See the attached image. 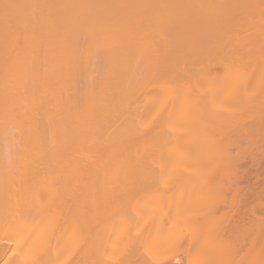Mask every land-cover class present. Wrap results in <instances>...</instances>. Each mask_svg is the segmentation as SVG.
Segmentation results:
<instances>
[{
	"label": "bare ground",
	"instance_id": "1",
	"mask_svg": "<svg viewBox=\"0 0 264 264\" xmlns=\"http://www.w3.org/2000/svg\"><path fill=\"white\" fill-rule=\"evenodd\" d=\"M211 66L212 74L217 66L234 67L235 74L229 72L223 77L225 75L220 76L223 72L218 76L215 73L216 78H210L211 75L208 81L214 84L217 93L230 83L236 95L230 97L233 107L232 102L231 107H221L224 112L218 111L216 119L214 115L208 117L205 124L203 119L197 118L195 108L186 102L194 95H190V91L198 89L202 82L198 81V76L203 80L201 75H208ZM92 72H96L97 78ZM174 76L177 79L173 81ZM152 82L160 83L155 85V92L162 90V96L157 102L153 101V97L159 95L157 91L145 104L142 97L147 101L145 91L151 88L148 86ZM163 92L166 97L158 103ZM184 94L189 95L187 100ZM214 94H207L206 99L212 101ZM138 95L144 107L136 104L142 103L136 101ZM196 101L197 98L192 103ZM207 103L210 109L211 102L206 100ZM185 104L193 111L190 110L191 115L188 113L187 119L183 117L182 121L193 123L191 128L197 123V130L192 131L187 125L177 134L169 136L168 131L169 138L163 140L166 134L162 135L164 128H159L162 133L156 131L160 124L156 117L162 114L164 122L167 118L163 111H166L169 119L174 120ZM119 115H127L122 117L126 121L123 122ZM149 119L153 120L154 129L150 128V122L142 126ZM179 120L181 118L176 119L175 124ZM163 122L162 126L166 124ZM181 123L183 126L184 122ZM199 123L203 124V129L199 128ZM214 123L216 127L228 124V130L223 127L225 132H219L220 128L216 132L219 126L215 129ZM211 125L214 129L210 131ZM167 126L170 129L171 124ZM195 132L204 143L201 150L196 151V147L192 151L189 147L181 154L179 148L180 155L172 156L179 167L176 158L183 156L186 160L195 154L194 166L181 173L168 172L174 161L169 160V168L167 160L171 156H167L165 163L159 162L160 140L163 145L168 140L189 145L192 143L187 142L196 136ZM0 141V169L2 163L8 168L7 173L0 172V264H91L96 254L93 241L102 227L107 228L102 226L105 222L101 221V228L98 222L99 229L97 231L96 227L93 235L96 219L94 215L93 220V213L103 206L99 212L109 218L106 222L109 231L113 227L111 217H115L116 223L118 218V224L126 231L130 226L123 224L128 217H133V222L141 219L142 223L138 224L139 230L137 221H131L135 227L130 228L132 236L122 233L127 238L121 232L122 237L118 233V236L105 234V244L109 241L113 250L116 247V253L110 250L112 260H105L108 254L100 252L108 264L178 261L182 264L179 255L193 264H264V208L261 206H264V0H0ZM167 143L166 146H170ZM2 149L3 155L6 150L9 153L6 152L5 158ZM14 151L19 158L14 157ZM91 151H98L99 156L95 153L92 156ZM206 155L215 156V159H208ZM39 168L51 169V173L44 175L41 169L43 173L39 174ZM97 170L103 175L98 174L99 183L93 181L97 179L94 173ZM105 173L107 180L110 179L108 183ZM163 174L167 179L162 178ZM147 177L152 182L158 179L159 191L154 185L157 197L160 193L161 198L168 197L169 202H164L163 207L167 202L177 207H173L175 211L169 213L171 216L167 214L168 204V211L166 205L164 210L154 190L153 199L159 202V210L154 209L156 204L152 207L155 200L150 208H143L150 193L144 192V199L143 191L139 195L138 187L132 185H141L146 179L144 184L150 187ZM100 184L102 191L98 187ZM106 184H111L109 190L113 191L106 189ZM130 187L137 190H134L138 195L134 197V204ZM144 188L145 185L142 190ZM98 192L104 195H97ZM98 196L103 198L100 200ZM172 197L176 198L175 202ZM105 198L117 202L100 205ZM178 198L179 203L186 199L182 204L185 211L178 208L181 206ZM95 199L100 202L99 207L94 205ZM153 199L147 200L148 204ZM140 201H143L140 208L144 210L138 208ZM188 205L190 211L186 210ZM118 213L119 217L123 214L122 220ZM98 216L101 219L102 216ZM154 223L157 224L156 233L159 232L154 239L157 246L152 244V247L155 250L158 247V254L147 243L146 235L141 243L142 230L146 234L148 231V237ZM200 232L203 235H199ZM101 233L104 235L103 231ZM176 236L184 240L177 241ZM170 241L175 244L171 245ZM116 243L120 244L119 248ZM161 244L165 245V251ZM151 248L157 257L151 255ZM158 255L161 258L157 259ZM119 256L121 260H117Z\"/></svg>",
	"mask_w": 264,
	"mask_h": 264
},
{
	"label": "rangeland",
	"instance_id": "2",
	"mask_svg": "<svg viewBox=\"0 0 264 264\" xmlns=\"http://www.w3.org/2000/svg\"><path fill=\"white\" fill-rule=\"evenodd\" d=\"M217 41H218V40H217ZM217 41H216V42H217ZM218 60H219V59L217 58V61H218ZM215 61H216V59H215ZM213 62H214V61H213ZM218 64H219V63H218ZM219 66H220V65H219ZM219 66H217V70H215V72H214L213 74H212V69H213V68H212V66H211V72L207 71V73H209L208 75L206 74L207 77H206V76L204 77L203 75H201V76H202L201 78H203V80H202V79L200 80V78H199V76H198V73H197L198 81H199V82L202 81V82H201V84L199 83L200 85L198 84V89H196V88H195V90L192 89V91H194L195 93L192 92V91H190V95H191V93H193V94L195 95V97H194V95H193L191 98H189V95H188V94H184V95H185V98H184V96H182V98H184L185 100H187V96H188V98H189V102L187 101L186 104L188 105V103H189L188 106H190V104H191V107H192V108H195V109H193V110L196 111V115H198L197 118H198V119L200 118L199 120H202V119H203L204 122H205V120H208V119H209L208 117L213 116V115H214V119H216L217 116H215V115H217L216 113H217L218 111H220V113H221V112L223 111V109H224L226 106H227V107H228V106L231 107V102H232V107H233V104H234L233 100H231V98H230V97H234L233 94L236 95V94L233 92V90H234V89H233L234 87H232L233 85L231 86V84L229 83V85L227 84V85L225 86L226 89L221 88L222 90H221L220 92H219V90H218V93H217V92H216L217 88L214 86V84H210V83H209L210 80H209L208 77L212 75L210 78H216V76L219 75V72H223V73L220 74V76H221V75H222V76L225 75V76H223V77H227L226 74H229V72H231L230 74H232V75L235 74V69H234V67H233V68H230V69H229V68H228V69H224V68L219 67ZM218 68H219V69H218ZM220 68H221V69H220ZM206 69H207V68H206ZM206 69H205V70H206ZM231 69H232V70H231ZM93 71H96V70L93 69ZM201 71H202V70H201ZM215 73H216V76H215ZM93 74H94L95 78H97V77H96V72H95V73L92 72V75H93ZM201 74H202V73H201ZM195 75H196V73H195ZM199 75H200V74H199ZM229 76H230V75H229ZM229 76H228V77H229ZM174 77H176V76H174ZM179 77H180V76H179ZM175 79H177V77H176V78H173V81H174ZM195 79H196V77H195ZM204 79H205V81H204ZM208 80H209V81H208ZM173 81H172V82H173ZM206 81H207V82H206ZM211 81H212V80H211ZM214 81H215V80L213 79V83H214ZM157 82H158V81H157ZM204 82H205V84H204ZM152 84H153L154 86H155V85H156V86H159V85H160V83H158V84H159V85H158V84L153 83V82H152ZM152 84H150V85L148 86V89H149V87H151V88L154 87V86H151ZM215 84H216V83H215ZM161 85H162V84H161ZM204 85H205V86H204ZM156 86L154 87V90H153V91H152L151 88H150L148 91H145L146 94L148 93L147 101H145L144 96L142 97V95H141L142 100L144 99V103H145V104L148 103V101H149L148 98L150 97V95H155V93L158 91V89H157L156 92H155V88H156ZM216 86H217V85H216ZM210 87H211V88H210ZM225 87H224V88H225ZM227 87H228V88H227ZM231 87H232V88H231ZM232 89H233V90H232ZM159 90H160V89H159ZM196 90H197V91H196ZM161 91H162V90H161ZM161 91H160V92H159V91L157 92L159 95H157V96L155 95V96L153 97L154 100H153L152 97H151V99H152L153 101L156 100L155 102H157L158 97H159V96H162ZM199 91H200V93H199ZM202 91H203V94L201 93ZM207 91H208L209 93H208ZM224 91H225V92H224ZM145 92H144V95H145ZM152 92H153V94H152ZM160 93H161V94H160ZM206 93H207L209 96H210V95L212 96V94L215 93L214 96H213L214 98L212 97V98L214 99V101H213V99H212V101H211L209 97H208L209 100L206 99V96H207ZM139 94H140V93H139ZM163 94H164V92H163ZM219 94H220L221 99H220V97H219ZM221 94H222V95H221ZM228 94H229V96H228ZM196 95H197V96L199 95V96L196 97ZM200 95H201L202 97L205 95L203 98L201 97L202 100H200ZM215 95H216V97H218V98H216ZM225 95H226V96H225ZM138 96H139V98H138ZM138 96H137V98H136V101L140 100V102H142V100L140 99V95H138ZM176 96H177V95H176ZM145 97H146V95H145ZM164 97H166L165 94L163 95V97L161 98V100L158 101V103H160V102L162 103V101L164 100ZM193 97H194V98H193ZM155 98H156V99H155ZM159 98H160V97H159ZM169 98H171V97H169ZM196 98H197L198 102L200 101V103H198L197 101H196L195 103H192V102H194V100H195ZM223 98H224V99H223ZM134 99H135V98H134ZM134 99L132 100V102L135 101ZM151 99H150V100H151ZM190 99H192V100H190ZM205 99H206L209 103L211 102V103H210V109H209V107L207 106L208 103L206 104V100H205ZM232 99H233V98H232ZM152 100H151V101H152ZM158 100H159V99H158ZM216 100H217V101H216ZM221 100H222L223 102H222ZM228 100H231V101H228ZM171 101H172V98H171ZM226 101H227V102H226ZM165 102H166V101H165ZM169 102H170V101H169ZM204 102H205V103H204ZM212 102H213V104H212ZM219 102H220V103H219ZM129 103H130V102H129ZM138 103H139V101H138ZM138 103H136L138 106H141V105H142V107L145 106L143 102H142L141 104H140V103L138 104ZM158 103H157V104H158ZM167 103H168V100H167ZM201 103H202V105H201ZM218 103H219V104H218ZM227 103H229V105H227ZM168 104L170 105L171 103H168ZM186 104H185L184 107H182V109H180V112H181V110H182L181 113L178 114V112H177V114H178L179 116H178V117L175 116L176 119L181 118V120H179V123H178V121H177V123L175 124L176 119H174V120L172 119L173 121L170 120L171 118L169 119V117L167 116V112H166V111H163L164 113H166V114L164 115V117L167 118V120L164 118V119H165L164 122H163V120H162V118H161L162 114L159 115L160 118H159V117H156V118H157L156 120H158V122L161 124V125L158 124L159 127H158V125H157V128H156L157 130H156V131H158V132L160 131V132H161L162 128H164V130L166 129V131L162 130L163 133L161 132L162 135L166 134V136H165V135L163 136V138H162L163 140L165 139V137H166L165 140H167V137H168V134H169L168 131L170 132L169 136L172 135V134H175V132H176V134H177V132L182 131V130H180V128H181V129H182V128H185V126H187V125H188L187 128L189 129V126H190V130L192 129V131L197 130V129H196V128H197V123L195 124V126H193V127L191 128V126L193 125V123H190L191 125H189L188 123H185V121H182L185 117H186V119H187V114L190 113L191 111H193V110H191L190 107L186 106ZM193 104H194V106H195V104H198V105H197L196 107H193ZM204 104H205V105H204ZM130 105H131V104H130ZM134 105H135V103H134ZM137 105H136V106H137ZM143 105H144V106H143ZM164 105H165L166 107L168 106L166 103H165ZM200 105H201L202 107H201ZM215 105H216V107H217V110H216V107H215V111H213V108H214ZM206 106H207V107H206ZM132 107H134V106H133V103H132ZM186 107H187L188 109H187ZM197 107H198V108H197ZM211 107H212V109H211ZM219 107H220V108H219ZM221 107H222L223 109H222ZM185 108H186L187 110H186V111H185V110L183 111V109H185ZM199 108H200V110H199ZM196 109H197V110H196ZM204 109H205V111H204ZM190 110H191V111H190ZM208 110H209L210 113H208ZM211 110H212V111H211ZM178 111H179V110H178ZM189 111H190V112H189ZM195 111H194V112H195ZM200 111H201V112H200ZM185 112H186V114H185ZM194 112H192V115H193ZM199 112H200V113H199ZM204 112H205V115H204ZM212 112H213V113H212ZM223 112H224V111H223ZM232 113H233V112H232ZM125 114H126V113H125ZM177 114H176V115H177ZM206 114H207V116H206ZM229 114H230V113H229ZM229 114H228V115H229ZM235 114H236V113H235ZM189 115H191V113H190ZM189 115H188V116H189ZM199 115H200V117H199ZM203 115H204V117H203ZM119 116L121 117V115H119ZM119 116H118V117H119ZM125 116H127V115H124V116L122 115L123 118H124ZM122 117H121V118H122ZM172 117H173V116H172ZM183 117H184V118H183ZM115 118H117V117H115ZM123 118H122V119H123ZM126 118H127V117H126ZM133 118H135V117L133 116ZM133 118H132V120H133ZM146 118H147V116H146ZM146 118H145V119H146ZM153 118H154V117H153ZM189 118H191V116H190ZM189 118H188V119H189ZM204 118H205V119H204ZM207 118H208V119H207ZM233 118H234V116H232V119H233ZM118 119H119V122H120L121 119H120V118H118ZM118 119H117V121H118ZM127 119H128V118H127ZM137 119H138V118H135V120H137ZM147 119H148V118H147ZM160 119H161V121H159ZM198 119H196V121H198ZM39 120H41V118H39ZM151 120H152V119H151ZM151 120H150V119H149V121L147 120L148 122L145 121L144 125H142V126H145V124H150V123H151V124H152V127H150V128H151V129H154V126H155V125H153V120H152V121H151ZM154 120H155V119H154ZM210 120H211V119H210ZM113 121L115 122V120H113ZM113 121H112V122H113ZM125 121H126V120L123 119V122H125ZM143 121H144V120H143ZM170 121H171V122H170ZM114 122H113V123H114ZM149 122H150V123H149ZM162 122H163V124L166 122V124H167V125L169 124V126H170V124H171L170 129H169V127H168L166 124H164V126H162ZM181 122H184L185 124L183 123V126H182V123H181ZM201 122L203 123V121H201ZM113 123H112V124H113ZM115 123H116V125L118 124L117 122H115ZM109 124H110V123H109ZM200 124H201V123L198 124L199 128H202V129H203V124H201V126H200ZM205 124H206V122H205ZM205 124H204V126H205ZM231 124H232V123H231ZM178 125H179V126H178ZM224 125H225V126H224ZM224 125H221V126H220V124H219V125L217 124V127L219 126V127L217 128V127H216V124L214 123L215 129L217 128V129H216V132H218L219 128H220L219 132H220V131L222 132L223 127H224V128L226 127V129H227V125H228V124H227V125L224 124ZM235 125H236V124H235ZM209 126H210V125H209ZM115 127H116V126H115ZM115 127L113 126V128H115ZM118 127H119V126H118ZM137 127L139 128V126H136V128H137ZM166 127H167L168 129H167ZM212 127H213V125H211V127H210V131H211V128H212ZM231 127H232V125H231ZM111 128H112V127H111ZM138 128H137V129H138ZM150 128H149V129H150ZM159 128H160L161 130H159ZM204 128H205V127H204ZM221 128H222V129H221ZM228 128H230V126H228ZM213 129H214V127L212 128V130H213ZM232 129L234 130V127H233ZM236 129H238V128H235V130H236ZM108 130H110V128H109ZM199 130H200V129H199ZM206 130L209 131V127H208V126H207V129H206ZM227 130H228V129H227ZM230 130H231V128H230ZM110 131H111V130H110ZM192 131H191V134H192ZM214 131H215V130H214ZM214 131H213V132H214ZM223 131L225 132L226 130H223ZM164 132H165V133H164ZM216 132H215V133H216ZM167 133H168V134H167ZM194 134H196V136L199 135L198 132H197V133L195 132ZM12 135H13V134H12ZM15 136H17V135H15ZM15 136H14V137H15ZM196 136L193 135V137H190V139H189V141H188L187 143L189 144V142H190V143H192V144H189V145H187L186 143H181V142H179V143L177 142V144H176V143L174 144L173 142H172V143H169V142H171V141L168 140L167 142L170 144V146L168 145L167 142H166V143H167L168 146H166V143L164 144V145H165V146H164V145H163L164 142L162 141V139L160 140L161 143H162L161 148L164 146L163 150H162L161 148L158 149V148L160 147V143L158 144L159 147H158V146L155 147L156 149L161 150V156H159V157H160V158H159V162H160L161 164H162V163H165V160H167V156H169V157L171 156V157L168 158V160H167V162H168V164H169V166H168V168H169V167H170L169 160L174 161L173 163H171V168H169V171H168V172H170V173H171V172H172V173H175V172H180V171H181V172H184V171H187L189 168H191V167L194 166V163H196L195 161L193 162V160L196 158V155H195V154H194L193 156H190V158L187 157L186 160L188 159V161H186V160H185V157L183 158V156H180V157L176 158V159H178L177 164H178V163L180 164L179 167H181V166L184 164L181 168H179V167L176 165V163H175L176 160H175L174 158H175L176 156L180 155V150L182 151L181 154H183V153H184V150H185V149L188 150L189 147H190V149H191L192 151H193V149L195 150L196 147H197L198 149H197L196 151L199 152V150H201V146H202L204 143H202V140H201L200 136H198V138H199L201 141L198 140ZM194 137H195V138H194ZM12 138H13V136H12ZM168 138H169V137H168ZM13 140H17V139L13 138ZM194 140H195V141H194ZM196 140H197V142H196ZM222 140H223V139H222ZM222 140H221V142H220L221 144H222V142H223ZM11 141H12V140H11ZM160 141H159V142H160ZM192 141H193V142H192ZM224 141H225V140H224ZM241 141H243V140H241ZM241 141H237V143L241 144ZM1 142H2V141H0V144H1ZM13 142H14V141H13ZM199 142H200V143H199ZM17 143H18V140H17ZM237 143H236V144H237ZM15 144H16V142H15ZM172 144H173V146H172ZM179 144H180V145H179ZM183 144H184V145H183ZM185 144H186V145H185ZM198 144H199V146H198ZM2 146H3V145H2ZM14 146H15V145H14ZM186 146H187V147H186ZM192 146H193V147H192ZM194 146H195V147H194ZM0 147H1V146H0ZM168 147H169V148H168ZM173 147H174V148H173ZM202 147H203V146H202ZM230 147H231V146H230ZM179 148H181V149L179 150ZM199 148H200V149H199ZM176 149H177V151H176ZM182 149H183V150H182ZM233 149L235 150L236 148L233 147ZM171 150H172V152H171ZM166 151H168L169 154H168V153L166 154ZM6 152H7V150L5 151V155H7V154L9 155V153L7 152V154H6ZM14 152H15V151H14ZM91 152H92V156H94L95 154H97V156H99V155H98V154H99L98 151H96L97 153L94 152L95 154L93 153V151H91ZM91 152H89V153H91ZM1 153H2V155H3V153H4L3 149H2V151H1ZM10 153H11V151H10ZM17 153H18V152H17ZM163 153H164L165 155H163ZM177 154H178V155H177ZM5 155H3L4 158L7 157V156H5ZM13 155H14L15 158H16V157L19 158V155H18V154H17V156H16V152H15ZM0 156H1V154H0ZM172 156H174V158H173L174 160L172 159ZM194 156H195V157H194ZM207 156H208V157H207ZM210 156H211V157H209V155H206V157H207L208 159H210V158L215 159V156H214V158H213L212 155H210ZM3 157H1V161L4 160ZM216 157H217V156H216ZM179 158H182L183 160L180 159V161H179ZM192 158H194V159H192ZM2 159H3V160H2ZM160 159H161V161H162V159H163V161L161 162ZM5 160H6V159H5ZM191 161H192L193 163H192ZM199 161H200V159H199ZM167 162H166V164H167ZM186 162H187V163H186ZM1 163H2V162H1ZM191 163H192V165H191ZM168 164H167V165H168ZM0 165H1V164H0ZM172 165H173V166H172ZM174 165H175V166H174ZM186 165H187V166H186ZM2 166H3V168L0 169V172H1V170H3V172H2V175H3V174H5V173L8 172V168H7L6 165H3V163H2ZM5 166H6L7 170L4 172ZM190 166H191V167H190ZM172 167H173L174 170H176V171H174ZM183 167H185V168H183ZM19 169H20V168H19ZM41 169H42V168H39V170H38V171H39V174H40L41 172L43 173V171L45 172L44 175H45L46 173H47V174H48V173H51V169H50V170H47V168H46V169L43 168V169H42L43 171H42ZM60 169H61V168H60ZM35 170H36V169H35ZM45 170H47V171H45ZM98 170H100V169H98ZM98 170H97V173L94 172V173L96 174V178H97L96 181L93 180L95 183L97 182L98 179H101V178H100L101 176L103 177V175H100V171H101V170H100V171H98ZM105 170H107V169H105ZM48 171H49V172H48ZM52 171H53V170H52ZM55 171H56V170H55ZM58 171H59V170H58ZM112 171H113V170H111V172H112ZM114 171H115V170H114ZM114 171H113V172H114ZM118 171H119V170H118ZM102 172H103V171H101V174H102ZM111 172H110V174H111ZM116 172H117V170H116ZM121 172H122V171H121ZM181 172H180V173H181ZM35 173H36V171H34V174H35ZM107 173H108V172H107ZM52 174H53V172H52ZM98 174H99L100 177L98 176ZM110 174H109V176H110ZM115 174H116V173H115ZM157 174H158V173H157ZM167 174H168V173H167ZM167 174H166V172H165V175H167ZM104 175H105L106 180H107L108 175H106V173H105ZM165 175L163 174L164 177L162 176V178L167 179V178L165 177ZM40 176H41V175H40ZM156 176H157V175H156ZM167 176H168V175H167ZM113 177H114V176L112 175V178H113ZM115 177H116V176H115ZM115 177H114V178H115ZM151 177H153V176H151ZM151 177H150V178H151ZM147 178H148V177H147ZM156 178H158V176H157ZM156 178L153 179V182L151 181V179L148 178L150 181L148 180L147 182H148V183L151 182V183H150V185H151L150 187H152V188H150L149 185H148L147 183L144 184V182H145L146 179L142 182L141 185H132V186L135 187V188H136V186L138 187V191H139L138 194H139V195H141V192H142V191H143L142 194L145 192L146 195H148L149 193H150V194L152 193V194H151L152 196H150V194H149V197H150V198H149L148 196H146V197H147V200H148V198H149L148 201L150 202L151 198L153 199L154 196L157 197V194H158L157 192H158L159 189H160L159 187H157V185L159 186L160 184H158V182H157L158 179H157V181H156ZM94 179H95V177H94ZM103 180H104V179H103ZM103 180H102V181H103ZM108 180H109V182H110V179H108ZM108 180H107V183H108ZM111 180H112V179H111ZM160 180H161V179H160ZM102 181H101V182H102ZM130 181H131V180H130ZM133 181H134V180H133ZM133 181H131V182H133ZM161 181L163 182V179H162ZM164 181H165V180H164ZM98 183H99V180H98ZM156 183H157V185H156ZM159 183H160V182H159ZM102 185H103V183H102ZM102 185L100 184V186H98V187L100 188L101 191H102L101 187L103 188ZM144 185H145V188H146V189L144 188L145 190H142V186L144 187ZM146 185L149 187L148 189H147ZM152 185H153V186H152ZM154 185L158 188V189H157L158 191L155 190L156 187H155ZM132 186H131V187H132ZM95 187H96V185L94 184V188H95ZM107 187H108V190H109V188H111V184H106V189H107ZM131 187H130V188H131ZM139 187H140V188H139ZM99 188H98V189H99ZM104 188H105V186H104ZM135 188H131L133 193H134V190H136ZM95 189H96V188H95ZM95 189H94L93 192L96 194V190H95ZM98 189H97V190H98ZM127 189H128L129 191H131V189H129V188H127ZM140 189H141V190H140ZM150 189H151V190H150ZM114 190H115V189H114ZM148 190H149L150 192H149ZM153 190H154V192L156 191V193L154 194V196H153ZM109 191H113V190L110 189ZM125 191H126V189H125ZM136 191H137V190H136ZM136 191H135L133 197H131L132 200L130 199L131 201H133V204H134V197H135V195H137V194H136ZM171 191H172V190H171ZM146 192H147L148 194H147ZM169 192H170V190H169ZM100 193H101V192H98L97 195L100 194ZM109 193H110V192H109ZM159 193H160V192H159ZM170 193H171V192H170ZM187 193H188V192H187ZM189 193H191V192H189ZM102 194L104 195V193H101V195H102ZM145 194H143V197L145 196ZM44 195H45V194H44ZM44 195H43V196H44ZM105 195H106V194H105ZM158 195H159V194H158ZM46 196H47V195H46ZM137 196H138V195H137ZM174 196H175V195H174ZM186 196H187V195H186V193H185L184 197L187 198ZM188 196H189V195H188ZM146 197H144V199H146ZM158 197L160 198V201H159V200H158V201L160 202V204L162 203L161 206L163 207L164 202L168 201V197H166L167 199L165 200V199H164L165 197L162 196V198L164 197V198H163L164 201H163L162 198H161V193H160V196H158ZM158 197H157V198H158ZM175 197H176V196H175ZM175 197H172V199H174V202H175V199H176ZM42 198H43V197H42ZM44 198H45V196H44ZM47 198H48V196H47ZM95 198H96V195H95ZM97 198H100V200H101V198H103V196H101V197L98 196ZM126 198H127V197H126ZM138 198H139V197H138ZM138 198H137V200H138ZM189 198H190V197H189ZM108 199H110V198H107V200H108ZM127 199H128V198H127ZM127 199H126V200H127ZM135 199H136V198H135ZM140 199H141V197H140ZM182 199H183V198H182ZM187 199H188V198H187ZM103 200H104V201H103ZM107 200H106V198H105V199H102V201H103L104 203L101 202L100 205H102V204L104 205L105 202H107V203H108V202H111V203H112V202H113V203H116V202H117V201H113L112 198L110 199V200H112V201H109V200L107 201ZM119 200H121V199H119ZM147 200L144 201V203H145V202L147 203V204L145 203V206H146V207L143 206V201H142V202L140 201L139 204L137 203V204L139 205L138 208H140L141 203H142L143 208H150V206L152 205V203H153L154 200H155V202L153 203L152 207L154 206V204H156V205H155L156 207L154 206V209H155V208L158 209V204H159V202H156V199H155V198L151 201L150 204H148ZM169 200L171 201V198H170ZM180 200H181V199H180ZM183 200H185V201L179 203V198H178L177 201H178L179 205H181L180 207L178 206V208H181V207H182V209L184 210V206H185V205L182 206V204L186 203V199H183ZM95 201H96V203H95L94 205L97 204V206H98V203H100V202H98L96 199H95ZM123 201H125V199L122 200L121 202L123 203ZM172 201H173V200H172ZM93 202H94V200H93ZM168 202H169V201H168ZM168 202L165 204L166 206H167ZM107 203L105 204V206L108 205V204H111V203H108V204H107ZM113 203H112V205H113ZM122 203H121V205H123ZM126 203H127L128 205H129V203H130V206L132 205V206L134 207V205L131 204V202H129V201L127 202V201H126ZM126 203H125V205H126ZM263 203H264V200H263ZM118 204H120L119 201H118ZM173 204H174V203H172V202H171V205H170V206H169V204H168V206H169V211H168V206L166 207V208H167V211H168V213H167V214H168V217L171 216V215L169 214L170 212L173 213V212L175 211V209H173V207H175ZM176 204H177V202H176ZM100 205H99V206H100ZM103 205H102V206H103ZM114 205H115V204H114ZM128 205H127V207H128ZM165 205H164V207H163L164 210H166V209H165ZM99 206H98V207H99ZM130 206H129V208H130ZM142 206H141V207H142ZM261 206H262V208H264L263 205H261ZM109 207H110V206H109ZM124 207H126V206H124ZM162 207L159 206L160 211L162 210ZM170 207H171L173 210H172ZM202 207H204V206H202ZM47 208H48V207H47ZM101 208H104V206L101 207ZM101 208H97V209H99V210H97V211L95 210V213H96V214L93 213V220L95 219V218H94V215L96 216V219H95V220H97V221L94 220V223H93V235L96 233V232H95L96 227H97V231H98L99 227L101 228V224H102L101 221L105 222V223H103L104 225L102 224V226H105V225H106L107 228H106V230H105V227H104V228L102 227V229H100V230L103 231L104 235L101 233V232H102V231H101V232H98V234H100V235L102 234L101 237H100V235H99L97 238H95V239L93 238L94 241H95V242L93 241V244H94L93 246L96 248V250H94V253H96L97 255H96V254H95V256L93 255V262H90L91 264H102L103 262H105V264H108L105 260H107V258H109V259L112 258V254H111V256H110L109 254H110V250H113V247H114V246L112 247V243H111V242L109 243V241H108L107 245L105 244L104 239H105V234H106V233H109V234L112 233L113 236H118L120 232H121L120 234H122L123 232H128V233H129L128 236H129L130 233L132 232V229H131V231H130V228H131L132 226H134V225H132V224H133L134 222L137 221V219L135 218L136 221L133 222L132 219H134V218H133V217H128V218L126 219V221H125V224H123V226H125V225H126L127 227L130 226L129 230H128V228H127V231H126L125 228H123L121 225H119V224H120V220H118V218H117V223H116V221H115V217H114V215H113L114 219H113L112 217H111L110 219L113 221V224H112V225H113L114 229L112 230L113 227L111 228V222H112V221L110 220V224H109V225H110V228H111V229H110V231H109L108 224H106V222L108 223L109 218H108V217H107V218H106V217H103V215L101 214L102 212H101V213L99 212V211L101 210ZM143 208H142V209L140 208V210H144ZM175 208H177V207H175ZM182 209H181V212H182ZM188 209H189V205H188ZM188 209H186V210H187V211H190V209H189V210H188ZM145 210H147V209H145ZM152 210H153V209H152ZM158 210H159V209H158ZM259 210H260V207H259ZM263 210H264V209H263ZM42 211H44V210H42ZM46 211H47V210H45L44 212H46ZM178 211L180 212L179 209H178ZM184 211H185V210H184ZM47 212H48V211H47ZM129 212L131 213V210H130ZM130 213H129V214H130ZM165 213H166V211H165ZM177 213H178V212H177ZM259 213H260V212H259ZM126 214H128V213H126ZM174 214H175V213H174ZM174 214H172V217H171L172 219H173V215H174ZM260 214L263 215L264 212H263V214H262V210H261V213H260ZM98 215L102 216L103 219H102V217H101V219H100V217H99ZM116 215H117V214H116ZM116 215H115V216H116ZM122 215H123V214H120V217H119V213H118L117 216L119 217V219L122 220V218H121ZM130 215H132V214H130ZM200 215H201V214H200ZM117 216H116V217H117ZM98 217H99V218H98ZM125 217H126V215H125ZM168 217H167V221L165 220L166 218L164 219L167 223H168V220H169ZM198 217H199V216H198ZM98 219H99V221H98ZM140 220H141V219H138L137 223H135V224L137 225L136 227L139 228V230H140V228H141V226L138 227V226H139L138 224L141 223ZM170 220H171V219H170ZM198 220H199V218H197V222H198ZM128 221H129L130 223H129ZM131 221H132L133 223H132ZM98 222H99V223H98ZM100 222H101V223H100ZM114 222H115V223H114ZM118 222H119V224H118ZM169 222H170V221H169ZM97 223L100 224L99 227L97 226V225H98ZM122 223H124V218H123V222H122ZM67 224H68V226H71L70 223H67ZM114 224H115V225H114ZM164 224H165V226H166V223H164ZM168 224H169V223H168ZM168 224H167V225H168ZM95 225H96V226H95ZM117 225H118V226H117ZM141 225H142V223H141ZM154 225H155V227H154ZM154 225L151 226V228H149V229H151V230H149V236H148V237H147L148 231H147V234H146V233H145V230H144L143 227H142V229H143L142 231H144V236H143V237L141 236V240L144 239V237H145V235H146L145 239H146V240L149 239V241H148L147 243H149V245H151V247H152V244H153V245H156V243H158L157 241L155 242L154 239L157 238V236H158L157 233H158L159 231H157V233H156V229H157L156 225H157V224L154 223ZM120 226H121V227H120ZM144 227H145V226H144ZM25 228L27 229V228H29V227L26 226ZM60 228H61V226H60ZM119 228H120V230H119ZM132 228L135 229V227H132ZM154 228H155V229H154ZM23 229H24V227H23ZM26 229H25V230H26ZM33 229H34V228H33ZM67 229H68V228H67ZM123 229H125V230L123 231ZM145 229H146V228H145ZM28 230H29V229H28ZM30 230H31V226H30ZM154 230H155V231H154ZM158 230H159V229H158ZM104 231H105V232H104ZM115 231H116V232H115ZM114 232H115V233H114ZM134 232H136V230H134ZM134 232H133V234H134ZM201 232H202V231H201ZM201 232L199 233V235H200V234L203 235V233H201ZM113 233H114V234H113ZM117 233H118V235H117ZM45 234H46V233H45ZM48 234H49V233H48ZM115 234H116V235H115ZM107 235H108V234H107ZM123 235H124V234H122V236H123ZM140 235H141V233H140ZM142 235H143V233H142ZM152 235H153V238H152ZM44 236H45V238H46L47 235H44ZM44 236H43V239L45 240ZM48 236H49V235H48ZM50 236H51V234H50ZM50 236H49V237H50ZM103 236H104V237H103ZM120 236H121V235H119V237H120ZM122 236H121V237H122ZM130 236H132V235H130ZM52 237H54V235H52ZM93 237H94V236H93ZM123 237H124V238H127V236H123ZM174 238H175V237L171 238V240L173 241ZM182 238H184V237L182 236ZM197 238H198V237H197ZM138 239H139V238H138ZM151 239H152V241H151ZM178 239H181V238H180V237L178 238V237L176 236V240H177V241H178ZM48 240H50V242H52L51 239H48ZM181 240L183 241L184 239H181ZM181 240H180V241H181ZM53 241H54V240H53ZM103 241H104V242H103ZM180 241H179L178 243H181ZM47 242H48V241H47ZM102 242H103V244L106 245V247L102 244ZM137 242L140 243L138 240H137ZM137 242H136V243H137ZM142 242H143V240L141 241V243H142ZM150 242H151V243H150ZM170 242H171V241H170ZM170 242H169V244H170ZM48 243H49V242H48ZM48 243H47V244H48ZM52 243H53V242H52ZM52 243H50V244H52ZM99 243H100V244H99ZM164 243H168V242H164ZM173 243L175 244V242H173ZM173 243L171 242V245H172ZM176 243H177V242H176ZM71 244L73 245V242L71 243V241H70L69 245H70V247L72 248ZM116 244H117V243H116ZM118 244H119V243H118ZM118 244H117V245H118ZM169 244H168V246H169ZM99 245H101V246H99ZM113 245H115V243H114ZM119 245H120V244H119ZM119 245H118L117 248L120 247ZM66 246H67V245H66ZM98 246H99L100 248H98ZM109 246H110V247H109ZM115 246H116V245H115ZM140 246H141V245H140ZM156 246H157V245H156ZM163 246H164V247H163ZM168 246L166 245V247H168ZM102 247H104L105 250H103L104 248L102 249ZM107 247H108V248H107ZM162 247H163V251H165V249H164V248H165V245H164V244H161V248H162ZM106 248L109 249V250H106ZM123 248H124V247H123ZM123 248H122V249H123ZM138 248L140 249V247H138ZM141 248H142V246H141ZM152 248H154V247H152ZM152 248H151V251H152L151 255L153 256V254L155 255V252L153 253ZM68 249H69V248H68ZM120 249H121V248H120ZM135 249H136V248H135ZM148 249H149V247H148ZM159 249H160V247H159ZM97 250H98V253H97ZM115 250H116V247H115L114 250H113V252L116 253ZM118 250H119V249H117V252H118ZM149 250H150V249H149ZM95 251H96V252H95ZM101 251L106 252V254H108L109 257H106V258H105V255H104L105 260H103V256H100V255H102V254L100 253ZM107 251H108V252H107ZM142 251H143V249H142ZM154 251H156V253L158 254V253H159V252H158V247H156V250H155V248H154ZM160 251H161L160 254H162V253H163L162 249H161ZM119 252H120V251H119ZM119 252H118V253H119ZM138 252L140 253V251H138ZM94 253H93V254H94ZM141 253H142V252H141ZM124 254H125V253H124ZM116 255H117V254H116ZM119 255H120V253H119ZM113 256H114V254H113ZM155 256L157 257V255H155ZM159 256H160V258H161V255H158V258H157V259H159ZM179 256H180L179 258H180L182 264H193V263H190V262H189V263L185 262V261H184V259H185V256H184V255H183V256H184V259H182V257H181L182 255H179ZM96 257H97V258H96ZM114 257H115V256H114ZM123 258H124V256L122 257V259H123ZM94 259H95V260H94ZM109 259H108V262L110 263ZM112 259H113V258H112ZM112 259H110V260H112ZM119 259L121 260V256H119L117 260H119ZM101 260H102L103 262H100ZM10 263H11V262H10ZM10 263H9V264H10ZM13 263H14V262H13ZM13 263H12V264H13ZM15 263H16V262H15ZM80 263H81V262H80ZM83 263H84V262H83ZM87 263H89V262H85L84 264H87ZM168 263H169V262H168ZM177 263L180 264V261H178V262H173V263L170 262V264H177Z\"/></svg>",
	"mask_w": 264,
	"mask_h": 264
}]
</instances>
